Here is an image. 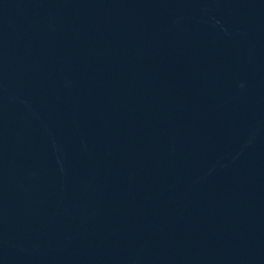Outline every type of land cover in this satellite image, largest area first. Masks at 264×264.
<instances>
[{"label": "water", "instance_id": "1", "mask_svg": "<svg viewBox=\"0 0 264 264\" xmlns=\"http://www.w3.org/2000/svg\"><path fill=\"white\" fill-rule=\"evenodd\" d=\"M0 264H264V0H0Z\"/></svg>", "mask_w": 264, "mask_h": 264}]
</instances>
